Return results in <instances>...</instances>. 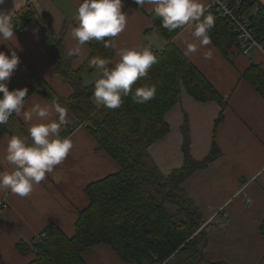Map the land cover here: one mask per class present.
Returning a JSON list of instances; mask_svg holds the SVG:
<instances>
[{"label":"crops","instance_id":"1","mask_svg":"<svg viewBox=\"0 0 264 264\" xmlns=\"http://www.w3.org/2000/svg\"><path fill=\"white\" fill-rule=\"evenodd\" d=\"M264 6V0H256ZM82 0H31V9L26 0H5L0 11L9 13L14 23L15 36L0 40V51L10 55L17 52L20 63L9 81L21 78L27 83L44 80L53 98L67 99L72 88L54 71V63L47 53L43 28L62 40L69 50L78 42L71 36L78 25L76 10ZM211 0H201L205 14ZM257 5L252 8L256 12ZM30 17H21L27 12ZM122 11L128 14L126 29L114 38L112 65L119 62L118 52L123 48L151 47L153 53L167 46L165 39L152 28L150 15L154 6L146 5L141 10L132 1H124ZM17 28L23 29V31ZM193 28L186 25L179 29L174 44L185 55L188 43H198L191 35ZM16 37V38H15ZM227 52L211 43L198 47L195 53L185 55L206 77L222 97V101L201 103L185 90L180 103L166 116L170 133L156 142L150 155L165 177L184 165L182 126L187 117L190 130V150L197 161L204 160L211 152L214 141L220 154L209 166L193 173L183 184L186 194L202 213L205 221L207 246L206 258L212 263L264 264V239L259 227L264 220V98L251 85L252 80L264 81V52L252 49L249 56L242 54L240 46ZM74 58L73 68L80 69L91 56L85 43ZM212 50V58L204 53ZM255 67L249 79L246 72ZM90 85L100 78L94 73ZM95 99L93 98V102ZM52 100L38 95L25 104L21 115H15L10 130L0 139V172L11 171L6 159V147L11 136H22L32 143L29 128L38 123L23 119V111L34 104L51 105ZM100 108L103 105H97ZM62 106V105H61ZM64 107V106H63ZM54 111L49 119L55 120ZM221 121L219 123L218 120ZM67 123L61 126L60 136L73 142V148L65 160L54 167L52 173L27 197H19L10 190H0V264H28L32 254L22 255L17 244L23 240L31 242L50 224L57 225L72 237L78 213L87 208L89 202L85 188L100 179L120 171V167L103 151L89 133L86 126L78 125L67 110ZM4 206H7L4 208ZM87 264H127L106 245L87 250L83 254Z\"/></svg>","mask_w":264,"mask_h":264},{"label":"trees","instance_id":"2","mask_svg":"<svg viewBox=\"0 0 264 264\" xmlns=\"http://www.w3.org/2000/svg\"><path fill=\"white\" fill-rule=\"evenodd\" d=\"M27 8L31 9V0ZM127 1V0H124ZM134 3V0H129ZM256 0H242L258 41L264 46V6ZM138 7V5H136ZM146 6V5H145ZM144 7H139L144 10ZM27 12L21 17H30ZM215 25L209 32L211 41L227 52L237 46V37L216 13ZM203 19V17H202ZM149 32L160 34L167 46L156 54L157 62L146 76L133 85H156V95L137 104L132 94L123 97L118 109L98 108L93 102V82L85 85L83 76L97 72L90 66L95 57L113 61L114 48L104 41L86 44L91 56L78 70L74 58L65 51L62 40L43 28L47 53L54 63V71L68 84L73 94L67 99L53 98L48 84L42 79L27 83L21 78L4 81L9 90L27 88L26 102L34 95L45 97L64 106L78 125L86 126L98 143L100 151L110 156L120 171L88 185L84 194L88 206L78 213L75 231L67 236L57 225L50 224L33 241L21 240L17 250L32 254L28 264H87L83 254L100 245L110 247L127 264H223L206 258L205 221L202 213L183 189L185 181L196 171L209 166L220 154L214 141L210 154L202 161L195 160L190 150V130L187 117L182 126L184 165L165 177L152 159L149 149L170 133L167 114L177 106L185 90L201 103L219 102L222 97L201 71L174 44L179 29L169 32L161 26L155 11L150 15ZM113 43L114 38H105ZM112 68V63L108 65ZM255 67L246 72L249 79ZM250 83L251 80L249 79ZM251 85L264 98V81L252 80ZM2 95V94H0ZM15 114L7 125H0V139L9 132ZM221 121L218 120L217 123ZM264 239V220L259 227Z\"/></svg>","mask_w":264,"mask_h":264},{"label":"clouds","instance_id":"3","mask_svg":"<svg viewBox=\"0 0 264 264\" xmlns=\"http://www.w3.org/2000/svg\"><path fill=\"white\" fill-rule=\"evenodd\" d=\"M5 0H0L3 4ZM124 0H82L76 10L78 25L71 31V36L83 46L87 42L104 41L105 47H115L105 38H115L127 26L128 14L122 11ZM138 7L154 6L156 16L161 19V26L169 32L186 25L193 28L191 35L198 43H188L185 55L195 53L198 47L212 43L209 32L215 25L213 15H205L201 0H134ZM203 17V19H202ZM15 36L14 23L9 13L0 11V40H9ZM16 38V37H15ZM69 50V55L78 54L80 47ZM120 57L114 67L110 58L95 57L90 66L101 74L95 81L93 96L95 102L108 109H118L123 104V97L132 94L137 104H143L156 95V85L145 84L134 92L132 85L157 62L151 47L123 48L118 52ZM212 50L204 53L205 59L212 58ZM20 63L15 50L9 54L0 51V125H7L13 114L19 116L25 108L27 88L9 90L4 81L9 79ZM54 111L58 118L50 120ZM67 109L58 102L51 105L34 104L30 110L23 111V119L38 123L33 124L28 132L32 143H27L22 136L13 135L6 147V161L12 165L11 171L0 172V190H10L19 197H27L52 173L54 167L61 164L73 148L70 138L60 137L61 126L68 121Z\"/></svg>","mask_w":264,"mask_h":264},{"label":"built area","instance_id":"4","mask_svg":"<svg viewBox=\"0 0 264 264\" xmlns=\"http://www.w3.org/2000/svg\"><path fill=\"white\" fill-rule=\"evenodd\" d=\"M207 12H214L225 21L236 35L243 55L249 56L252 49L264 52V46L257 39L250 17L242 7V0H211ZM17 29L23 31L21 28Z\"/></svg>","mask_w":264,"mask_h":264},{"label":"rangeland","instance_id":"5","mask_svg":"<svg viewBox=\"0 0 264 264\" xmlns=\"http://www.w3.org/2000/svg\"><path fill=\"white\" fill-rule=\"evenodd\" d=\"M94 75H95V74L93 73V74H90V75L87 77V79H88V80H87L88 83H90L89 81L92 80V79L94 78ZM94 103H96V102L94 101ZM96 104H97V103H96ZM97 105H98V104H97ZM60 137H61V138H64V137H66V136H65V135H62V136H60Z\"/></svg>","mask_w":264,"mask_h":264}]
</instances>
